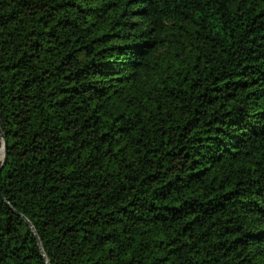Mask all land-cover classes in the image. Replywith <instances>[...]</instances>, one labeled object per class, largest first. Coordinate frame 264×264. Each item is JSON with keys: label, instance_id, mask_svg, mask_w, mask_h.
Here are the masks:
<instances>
[{"label": "trees", "instance_id": "obj_1", "mask_svg": "<svg viewBox=\"0 0 264 264\" xmlns=\"http://www.w3.org/2000/svg\"><path fill=\"white\" fill-rule=\"evenodd\" d=\"M0 129V264H264V0H0Z\"/></svg>", "mask_w": 264, "mask_h": 264}, {"label": "water", "instance_id": "obj_2", "mask_svg": "<svg viewBox=\"0 0 264 264\" xmlns=\"http://www.w3.org/2000/svg\"><path fill=\"white\" fill-rule=\"evenodd\" d=\"M0 134H1L2 138H3L4 156H3V160H2V162H1V163L3 164V163L6 162V160H7V156H8V154H7V141H6L5 135L3 134V132H2L1 129H0ZM23 218H24V217H23ZM24 220H26V218H24ZM26 221H27V220H26ZM27 223L30 225V227L32 228L33 232H34L35 235L37 236L36 231H35L33 225H32L29 221H27Z\"/></svg>", "mask_w": 264, "mask_h": 264}, {"label": "rangeland", "instance_id": "obj_3", "mask_svg": "<svg viewBox=\"0 0 264 264\" xmlns=\"http://www.w3.org/2000/svg\"><path fill=\"white\" fill-rule=\"evenodd\" d=\"M0 152H1V151H0ZM3 156H4V150H3L2 153H0V162H2V160H3Z\"/></svg>", "mask_w": 264, "mask_h": 264}, {"label": "bare ground", "instance_id": "obj_4", "mask_svg": "<svg viewBox=\"0 0 264 264\" xmlns=\"http://www.w3.org/2000/svg\"><path fill=\"white\" fill-rule=\"evenodd\" d=\"M3 150H4V148H2V149H1V152H0V153H2V152H3Z\"/></svg>", "mask_w": 264, "mask_h": 264}]
</instances>
